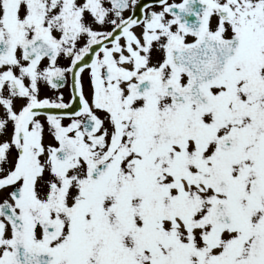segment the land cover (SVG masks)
I'll return each instance as SVG.
<instances>
[{"label":"snow or ice","instance_id":"1","mask_svg":"<svg viewBox=\"0 0 264 264\" xmlns=\"http://www.w3.org/2000/svg\"><path fill=\"white\" fill-rule=\"evenodd\" d=\"M0 264H264V0H0Z\"/></svg>","mask_w":264,"mask_h":264}]
</instances>
